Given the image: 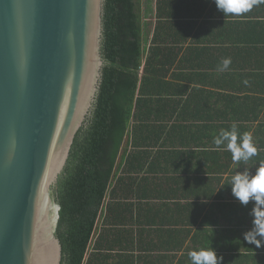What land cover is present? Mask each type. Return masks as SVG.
Returning <instances> with one entry per match:
<instances>
[{
  "label": "trees",
  "instance_id": "1",
  "mask_svg": "<svg viewBox=\"0 0 264 264\" xmlns=\"http://www.w3.org/2000/svg\"><path fill=\"white\" fill-rule=\"evenodd\" d=\"M154 1L106 0L99 93L53 190L62 264H162L170 247L264 264L244 239L253 202L229 185L264 160V3L225 16L214 0ZM234 122L258 149L247 163L213 144Z\"/></svg>",
  "mask_w": 264,
  "mask_h": 264
},
{
  "label": "water",
  "instance_id": "2",
  "mask_svg": "<svg viewBox=\"0 0 264 264\" xmlns=\"http://www.w3.org/2000/svg\"><path fill=\"white\" fill-rule=\"evenodd\" d=\"M106 0H0V264H62L53 190L92 115Z\"/></svg>",
  "mask_w": 264,
  "mask_h": 264
},
{
  "label": "clouds",
  "instance_id": "3",
  "mask_svg": "<svg viewBox=\"0 0 264 264\" xmlns=\"http://www.w3.org/2000/svg\"><path fill=\"white\" fill-rule=\"evenodd\" d=\"M217 8L225 16H239L252 10L264 0H214ZM231 58H225L221 62L220 71L229 68ZM248 83L247 80L244 81ZM213 144L217 149L226 147L232 155L233 162L247 163L258 155L252 136L249 133H240L236 123H232L230 129H222L214 137ZM233 196L244 206L253 202L251 215L253 227L244 233V239L254 244L257 248L264 245V160L259 161V167L253 175L247 170L237 172L231 177L230 184ZM191 264H220L222 257H218L216 251L203 248L191 250L188 253Z\"/></svg>",
  "mask_w": 264,
  "mask_h": 264
},
{
  "label": "crops",
  "instance_id": "4",
  "mask_svg": "<svg viewBox=\"0 0 264 264\" xmlns=\"http://www.w3.org/2000/svg\"><path fill=\"white\" fill-rule=\"evenodd\" d=\"M155 3H156V0L154 1ZM262 6V12H261V14L260 15H264V5H261ZM154 10H155V7H154ZM247 60V59H246ZM245 60V61H246ZM256 60H253V62H255ZM250 62V61H249ZM253 62H250V63H240L241 64V67L242 66H244V67H249L250 65L251 66H253V64H258V63H253ZM241 68H239V70H240ZM247 72H252V70H247ZM251 118H252V116H251ZM258 123H264V112L262 113V115H261V117H260V119H259V121H258ZM257 126V125H256ZM167 190H169V188H167ZM173 199H171L170 200V198H169V200H167V205H171V207H173L172 205H175L176 203H175V201H172ZM182 204H184V203H182ZM222 224H224V222H221ZM221 226H223V225H221ZM214 230H216V228H211L210 229V232H209V234L211 235V236H213V233H214ZM195 234V233H194ZM216 235H215V237H213V240H215V241H218L220 238H219V235H218V233H215ZM181 236H180V241L181 242H184V241H186L187 243H188V245H187V248L189 247V246H192V245H190V243H192L193 242V239H194V235H185V234H180ZM172 247H170V249L168 250V251H165V250H163L162 252L164 253L163 255H164V257H165V260L163 261V263L162 264H191V261L190 260H188L187 258H185V256H186V251H181V252H179V253H172V249H171ZM260 254V256H261V253H259ZM258 254V255H259ZM227 256H229L228 254H227ZM151 257H153V256H151ZM167 257H169L170 259H166ZM173 257H178V258H176V259H171V258H173ZM229 259L230 258H226L225 259V261H224V263L223 264H231V262H229ZM251 264H261L259 261H252L251 262Z\"/></svg>",
  "mask_w": 264,
  "mask_h": 264
},
{
  "label": "rangeland",
  "instance_id": "5",
  "mask_svg": "<svg viewBox=\"0 0 264 264\" xmlns=\"http://www.w3.org/2000/svg\"><path fill=\"white\" fill-rule=\"evenodd\" d=\"M153 1V0H152ZM144 3H146V0H144ZM153 4H155V2H153ZM154 8V7H153ZM153 21H150L149 23H152ZM153 30V29H152Z\"/></svg>",
  "mask_w": 264,
  "mask_h": 264
}]
</instances>
